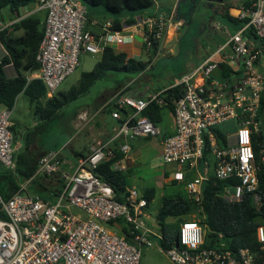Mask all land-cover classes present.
<instances>
[{"label": "built area", "instance_id": "2783aa9c", "mask_svg": "<svg viewBox=\"0 0 264 264\" xmlns=\"http://www.w3.org/2000/svg\"><path fill=\"white\" fill-rule=\"evenodd\" d=\"M36 4L45 14L35 55L39 64L35 76L45 85L48 96L75 70L81 51L100 55L105 46L132 41V34L113 29L108 20L96 32L88 29L87 9L80 0H38ZM236 17L240 26L167 87L179 86L181 95L174 102L175 129L162 138L160 159L179 168H192L206 149L214 160V178L227 183L223 198L239 201L245 191L251 192L258 209L261 200L256 192L257 170L264 162V152L260 150L258 163L252 140L262 126L259 109L264 89L260 67L264 62V0H253L247 8L238 10ZM15 22H2L0 29L11 28ZM138 23L147 52L153 47L157 51L166 27L180 25L171 15L161 14L144 17ZM232 62L237 72L223 74L222 64ZM167 88L144 97L121 90L114 93L108 103L113 105L111 116L119 121L117 128L108 139L89 145L86 154L74 161L66 158L62 147L40 155L35 176L61 181L54 202H44L20 190L6 200L0 197V264H140L141 247L149 243L152 233L142 218L146 200L127 190L124 200L118 201L111 185L95 169L113 155L112 147H116L122 156L112 168L123 170L130 140L160 134L157 124L142 111L151 103L164 105ZM125 108L129 111L122 116ZM10 110L0 108V164L13 170ZM228 120H234L235 129L223 132L225 142L219 144L211 127ZM174 178L182 179V172L174 173ZM207 179L198 174L186 183L195 201H199L201 184ZM118 220L128 225L131 241L109 230V222ZM256 237L264 251L262 226L257 227ZM204 243L205 227L193 216L179 223L174 243L161 247V251L172 264H253V253L247 247L232 250Z\"/></svg>", "mask_w": 264, "mask_h": 264}, {"label": "trees", "instance_id": "16d2710c", "mask_svg": "<svg viewBox=\"0 0 264 264\" xmlns=\"http://www.w3.org/2000/svg\"><path fill=\"white\" fill-rule=\"evenodd\" d=\"M37 2L38 0H0V12L7 9L14 15H19L21 8ZM80 2L87 11L91 8L101 7L103 13L111 18L112 28L117 30L122 28V19H124L125 25L133 24L135 13L148 8L153 3L152 0H80ZM248 4L249 2L245 3L246 7ZM41 11L43 16L29 15L15 22L11 28L0 29V44L6 52L0 58V108L11 109L17 95L24 93L30 102H35V112L39 118V121L25 132L20 147L14 149V169L8 170L0 165V197L3 200L20 190L25 194L35 195L44 202H49L48 196H55L59 190H46V196L42 197L40 193L45 188L46 177L35 176V170L38 158L42 153L59 148L57 145L50 149H42L39 146L41 144L39 139L47 136L46 129L51 126L50 123L59 118L64 105L87 92L96 80L105 77L107 73L115 71L140 72L144 70L147 64L134 58H126L123 51H114L111 45L105 46L92 69L82 72L75 85L64 92L55 91L48 97L46 87L40 79H27V74L39 67L35 55L43 30L42 21L45 12L44 10ZM87 13L90 14V12ZM227 16L231 18L228 14ZM1 20L3 19L0 18ZM18 30H21L20 34L15 33ZM251 37L254 38L252 35ZM149 53L154 55L156 47H153ZM8 64H11L16 71L12 77H7L4 71V66ZM222 65L225 74L228 68L225 64ZM164 94V105L151 103L142 111L156 124L161 121L162 107L173 112L174 102L181 95V88L179 86L167 88ZM110 110H113V106ZM259 115L262 118L261 130L252 140L254 156L258 163L260 150L262 149L264 152V89L261 94ZM211 130L214 132L218 143L224 144V134L219 128L215 126L211 127ZM33 143L36 144V149L31 147ZM112 151L113 155L101 161L95 172L111 185L115 199L123 201L127 194L126 172L112 168V163L122 156V152L116 147H112ZM206 153L207 150L205 149L204 155ZM257 178L256 192L261 200L258 209L252 202L251 192L245 191L239 201L225 200L223 188L227 183L214 178V176L202 184L199 201H195L189 194L188 196L164 197L155 216L161 228L159 246L165 247L173 244L177 236L178 231L172 229L170 223L164 222L167 217L175 218L180 223L182 218H185L183 216L193 214L194 218L205 227L204 244L206 246L232 250L247 247L253 253V264H264V251L260 250V244L256 237L257 227L262 226L264 228V162L259 163ZM25 182H27L26 185L22 187ZM231 182H236V180ZM153 195L154 188H148L144 191L143 198L146 203L150 202ZM124 232L125 238L131 241L129 229L125 228ZM218 234H221V237H218Z\"/></svg>", "mask_w": 264, "mask_h": 264}, {"label": "crops", "instance_id": "0c3cea01", "mask_svg": "<svg viewBox=\"0 0 264 264\" xmlns=\"http://www.w3.org/2000/svg\"><path fill=\"white\" fill-rule=\"evenodd\" d=\"M153 1V0H152ZM182 0H173L172 4L169 3L170 7H165V11H161L160 4L156 5L153 1L152 4H155V8L153 12L147 13L146 15L139 14L138 12L134 15L135 22L131 25H125L124 19H122V32L125 34H132V41L127 44H121L116 45L112 44L111 47H113L114 51H123L126 54V58H134L136 60H140L143 62H146V66L143 71L140 72H129L135 74V78L129 77L127 78L126 82H119L112 91L113 93L110 97H108L107 91L103 94V96L100 98V102L95 104L94 106H87L82 109H80L78 112H76L75 115V128L74 132L79 133L77 137V145L78 147H74L71 152L67 150V146L71 144V140H68L63 145V152L67 159H70L71 161H74L77 157L82 156L86 154L88 151V147L91 144H94L97 141L106 140L108 139L115 129L117 128L119 121L111 116L112 110V103H108L109 99L116 93L117 91L121 90L122 93L136 96V97H144L147 94L151 92H156L159 90L166 89L171 85L181 73H183L186 70H189L196 66L206 55L211 53L213 50H215L219 45H221L226 37H228L231 33H233L239 26H240V20L236 17V13L238 10L247 8L245 3L249 2L248 6L253 0H192L190 3L188 0H183L184 2L188 1L189 8H186L185 10L179 9V3ZM162 5V4H161ZM35 7L30 8V10H27L22 15H14L9 10L4 9L0 12V18L3 19L0 21L6 22L9 19L16 20V22L26 16L29 15H42L43 12L38 9L37 4H34ZM87 12H90V14L87 13V22L86 27L90 29L92 32H96L98 30V26H100L104 21H110V17L106 16L105 13H103L102 9L98 8H91ZM220 15L222 17L227 18V22L230 23L229 25H226L224 23L217 22L215 20V17H212L211 14ZM164 15V16H170L173 17L174 21H177L180 23L178 28H175L173 25H170L165 28L164 34L162 39L159 42L158 49L154 55H150L149 52H147L144 49L143 42H142V26L138 23L140 19L150 16V15ZM227 14L232 18H229ZM14 17V18H13ZM189 21V24L196 21V28L198 31L200 30L199 36L206 34L208 36V43L212 44L213 47L207 48L208 46L202 47L200 46V42L193 43V53L191 54V58L187 59L186 66L181 69L178 73H168L165 76V80L163 83L155 84L154 81H152V75L151 73L147 74L151 68L155 66L157 62L160 61V57H174V54L176 53V47L181 46V42L183 41L182 38H180V29L184 26L188 29L189 25L187 24V18ZM44 21V20H43ZM42 21V24H43ZM21 33V30H18ZM17 31V32H18ZM16 34H20L17 33ZM220 41V42H219ZM5 54V50L0 44V58ZM146 56V60L142 58V56ZM160 56V57H159ZM162 62V61H161ZM228 72H237V66L234 62L225 64ZM11 66V64H8L4 66V71L6 74V69ZM261 69L264 71V62L260 63ZM36 72L37 70L33 72H29L27 74V79H33L36 78ZM125 73H128L124 71ZM16 74V71L14 69V73L11 75H7V77H12ZM224 74V73H223ZM217 75V73H216ZM225 75V76H226ZM159 81V79H156ZM138 81L136 84L135 82ZM135 83V84H134ZM161 85V86H160ZM58 90V89H57ZM59 91V90H58ZM109 92V93H110ZM48 96V95H47ZM49 97V96H48ZM105 100V101H104ZM107 103V104H106ZM107 105V107H106ZM94 107V108H93ZM105 107V108H104ZM122 116H124L129 109H123ZM107 112L110 114L111 119L107 118ZM224 123V122H223ZM221 124V123H220ZM83 125L86 126L87 133H81V129ZM219 125V124H218ZM157 126L160 129V134L154 137H136L128 142L129 144V151L125 154L123 158L124 162V171L126 172V190L130 191L133 190L136 192L137 196L143 198V193L148 188H154V195L158 192L157 190H160L159 196L161 197V203L162 199L164 197H177V196H188V192L186 189V183L190 180H192L196 175H202L208 177L213 176V164L214 160L211 154L207 153L202 156L201 159L197 161L194 167L188 168L186 165L183 168H179L174 164L171 163H162L160 159L161 150H162V138L170 133L174 132L175 124H174V117L173 112L168 110L166 107H162L161 109V121L160 123H157ZM85 127V126H84ZM89 130H88V129ZM94 128V129H93ZM93 129V130H92ZM73 132V133H74ZM83 134V135H80ZM223 133V132H222ZM38 142V141H37ZM144 161L147 162L148 168L150 170L157 169L160 171L159 174L154 176L156 179L157 190L154 187V184L150 182L149 179H144L139 176H136L137 167L140 166ZM1 165V164H0ZM2 166V165H1ZM199 167L201 169H199ZM176 172H182V179H175L174 173ZM51 182L55 180L57 182V185L49 184L48 182H44L45 188H43V192L40 193L42 197L46 196V190L53 189V190H60L61 188V181L57 177H47ZM206 181V180H205ZM204 181V182H205ZM184 184V192L183 189L180 187H175V190H172L171 194L165 193V188L167 185H173V184ZM203 182V183H204ZM59 183V184H58ZM202 183V184H203ZM201 184V186H202ZM57 193V192H56ZM154 195L150 202L153 200ZM57 197V194L55 196H48L49 202H54ZM146 203V206L143 210V221L145 224L151 229L152 233L149 236L155 237V239L158 241L159 245V235H161V228L156 221V217H154V223L159 226V228L156 230L154 226H152L148 220V214H147V207L150 204ZM75 213H78V210H74ZM156 216V214H155ZM172 218V217H171ZM192 219V217H188L187 219ZM185 218H182L184 220ZM109 230H112L118 234H121L125 236L124 229H128L127 224L123 221H116L111 222L108 224ZM160 247V246H159ZM161 249V247H160Z\"/></svg>", "mask_w": 264, "mask_h": 264}, {"label": "rangeland", "instance_id": "374dc122", "mask_svg": "<svg viewBox=\"0 0 264 264\" xmlns=\"http://www.w3.org/2000/svg\"><path fill=\"white\" fill-rule=\"evenodd\" d=\"M153 1L156 5L160 4L161 11H165V7L167 5H168L167 7H170L169 3L172 4L173 2V0H153ZM188 1L190 3L192 0H188ZM188 1L184 2L182 0L179 3V9L185 10L186 8H189L190 6L188 5ZM155 4H152L146 9L139 10L138 13L142 15H146L147 13L153 12L155 8L154 6ZM32 7H35L34 4H28L25 7L21 8L19 10V15L24 14L27 10H30V8ZM98 9H102V8L99 7ZM211 16L215 17V20L217 22L224 23L230 26V23L227 22V18L222 17L218 14L215 15L214 13L211 14ZM186 25H189L188 29L184 26L180 29V36H181L180 38H182L183 41L181 42V46H179V51H178V47H176L175 49L176 53L174 54V57L159 56L160 61L157 62L155 66L149 70V72H147V74L151 73L152 81H154L155 84L163 83V81L166 79L165 78L166 74L178 73L181 69H183L186 66L187 59L191 58V54L193 53V45H194L193 43H195V41L196 43L200 42L201 48L205 46H208L207 48H209V46L211 48L213 47L212 44L208 43L209 42L207 41L208 36L206 34L199 36L200 30L198 31V29L196 28L197 27L196 21L189 24L187 18ZM17 33H20V31H18ZM99 58H100L99 54L92 55L87 52L81 51L78 57V64L75 70L59 84L57 89L62 92L67 91L71 86L77 83L82 72H86L92 69L93 65L97 62ZM142 58L146 60L145 55L142 56ZM13 73H14V68L11 65L6 69V74L9 76ZM129 77L135 78V74L129 72L125 73L124 71L109 72L105 77L96 80L87 92H85L76 99L64 105V107L61 110V115L59 116V118H56L52 123H50L51 126H49L46 129L47 136L43 137V139H39V141L41 142V144L39 145L40 148L50 149L54 145H57L58 147H63V145L68 140L71 139H72L70 142L71 144H69L66 147L67 150L71 152L73 149L78 147L77 137L79 133L74 132L76 112H78L80 109L84 107L91 105L94 106L95 104L99 103L100 98L103 96L105 91H107L108 97H110L113 94L110 91H112L113 88L119 82H126L127 78ZM156 79H159V81H157ZM135 83L137 84L138 81H136ZM58 90H56V92ZM35 107H36L35 102H30L29 98L24 93H20L15 98L14 105L10 110V123H11L10 127H12L11 130L14 138L13 146L15 150L20 147V144L22 142V139L24 138V134L27 131V129L32 128L39 121V118L35 112ZM105 114H107L106 115L107 118L111 119L110 114H108L107 112H105ZM234 125H235L234 120H228L224 123L217 125V127L221 132L225 133V132H233L235 129ZM86 126L87 125H83L81 129V133L84 134L87 133ZM81 133L80 135H83ZM31 147L36 149V144L33 143ZM41 153L42 151L40 152V154ZM199 169L201 168L199 167ZM159 173L160 171L157 169L150 170L148 168L147 162L144 161V163H142L140 166L137 167L136 176H139L144 179H149L150 182L154 184V187L157 190L158 183H156L157 181L154 178V176H156ZM45 182L59 186L57 185V182L55 180L51 182L48 178H45ZM26 183L27 182L23 183V185H26ZM175 187L182 188L184 192V188H183L184 184L181 182L179 184L167 185L165 188V193L172 195L173 194L172 190H175ZM157 191L159 192L160 190ZM158 192L156 193V195H154L153 200L150 202V204L146 209L148 214V220L150 224L156 228V230L159 228V226L155 224L153 221L155 214L158 212L161 206V197L159 196ZM72 210L74 212V210L76 209H72ZM192 216L193 214L185 215L183 217L188 218ZM164 222L170 223L172 229L178 231L179 223L175 218L167 217L164 220ZM148 239H149V243H145L141 247L140 264H172L170 260L166 257V255L161 251L158 245V241L155 239V237L148 236Z\"/></svg>", "mask_w": 264, "mask_h": 264}, {"label": "water", "instance_id": "95a60500", "mask_svg": "<svg viewBox=\"0 0 264 264\" xmlns=\"http://www.w3.org/2000/svg\"><path fill=\"white\" fill-rule=\"evenodd\" d=\"M205 131H207V129H205Z\"/></svg>", "mask_w": 264, "mask_h": 264}]
</instances>
